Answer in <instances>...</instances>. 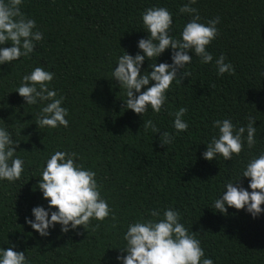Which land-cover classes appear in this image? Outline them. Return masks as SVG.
I'll return each mask as SVG.
<instances>
[{
  "label": "trees",
  "instance_id": "16d2710c",
  "mask_svg": "<svg viewBox=\"0 0 264 264\" xmlns=\"http://www.w3.org/2000/svg\"><path fill=\"white\" fill-rule=\"evenodd\" d=\"M187 2L22 0L21 12L36 21L34 31L42 32L43 39L28 57L0 65V128L20 142L15 156L24 161L20 179L0 180V248L15 245L13 250L25 252L28 264H120L116 257L125 246L127 226L152 219V210L162 217L170 208L195 232L214 264H264V213L253 218L244 209L229 207L222 214L211 208L226 191L225 184L237 181L247 161L264 151V0H196L192 7L198 9L199 22L220 20L219 34L207 46L213 61L201 63L189 52L192 61L182 72L191 75L172 82L159 113L150 106L142 116L127 109L126 92L112 77L125 51L143 55L138 41L148 33L142 13L153 6L167 8L173 18L169 34L180 39L191 19L179 11ZM171 55L169 48L157 58H146L141 74L152 71L149 64H171ZM221 55L234 74L217 75L215 61ZM35 67L55 74L49 88L57 98L64 97L67 128H38L36 115L43 105H27L15 92ZM181 107L187 108L185 132L174 129L169 115ZM249 116L256 128L251 149L245 140L242 152L231 160L203 158L206 144L218 133L213 121L230 119L239 128L247 126ZM147 120L160 132H146ZM163 132L175 137L171 144L161 146ZM55 151L77 153L76 163L96 172L115 220L111 215L102 222L93 219L87 230L78 226L68 233L56 224L47 237L25 222L26 217L34 219L33 207L48 209L36 186ZM241 183L251 191L249 178L241 177Z\"/></svg>",
  "mask_w": 264,
  "mask_h": 264
},
{
  "label": "clouds",
  "instance_id": "9594fccd",
  "mask_svg": "<svg viewBox=\"0 0 264 264\" xmlns=\"http://www.w3.org/2000/svg\"><path fill=\"white\" fill-rule=\"evenodd\" d=\"M195 3L196 0H188L179 9L180 13L191 15L190 21L183 27L180 39L169 34L173 18L167 8L153 6L142 13V23L148 33L147 38L138 41V48L143 55L137 52L132 56L125 51L118 57L117 66L112 72L113 80L126 92L127 99L124 102L127 109L142 116L150 106L153 112L159 113L172 82L180 76L181 83L191 75L182 72L192 61L189 52L200 57L201 63L213 61L207 46L218 36L216 25L220 20L217 17L206 24L199 22L201 17L198 9L192 7ZM21 4L22 0H0V45L11 44V47H0V65L28 57L34 51L35 44L43 39L42 32L34 31L36 21L26 18L21 12ZM169 48L172 49L171 64H149L152 71L141 74L146 58H157ZM215 65L219 76L235 73L234 67L225 63L223 55L216 59ZM54 75L43 67H35L22 77L15 91L25 104L43 105L36 115L38 128H67L69 125L66 119L68 110L62 107L64 97L57 98V92L49 88ZM153 81L155 83L149 86ZM186 113V107L169 113L174 116L173 127L177 132L188 130L189 125L183 119ZM254 124L255 120L251 116L248 117L247 126L239 128L230 119L213 121V127L218 129V133L206 144L203 158L211 161L217 155H222L225 160H231L233 154L238 156L242 152L245 140L251 149L256 143ZM143 127L146 132L149 129L153 133L160 132L152 120L144 121ZM174 139L168 132H163L160 137L161 146L171 144ZM19 143L12 139L7 130L0 128V180L15 182L20 179L24 161L15 156ZM77 159L75 152L55 151L42 168L36 187L47 200L48 209L44 206L33 207L31 212L34 219L25 218V222L42 237L49 236V229L56 224L61 225L62 233H68L78 226L87 230L93 219L102 222L110 215L113 220L116 219L108 202L101 196L96 172L76 163ZM241 177L249 178L248 187L251 191L242 186ZM224 188L226 191L214 201L212 209L222 214H227L229 207L244 209L253 218L264 213L261 207L264 205V151L258 156H252L239 179L227 182ZM149 215L152 219H140L127 226L123 236L125 246L119 249L122 254L116 257L120 264H214L211 258L205 257L195 232L190 233L180 222L178 211L165 209L161 217L160 211L152 210ZM98 227V224L95 225L93 230ZM76 235L82 233L76 232ZM14 247L0 248V264H28L25 252L14 251Z\"/></svg>",
  "mask_w": 264,
  "mask_h": 264
}]
</instances>
